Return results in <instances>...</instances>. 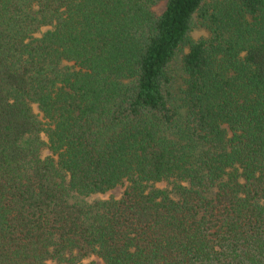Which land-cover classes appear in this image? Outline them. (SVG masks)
Instances as JSON below:
<instances>
[{
    "label": "trees",
    "instance_id": "16d2710c",
    "mask_svg": "<svg viewBox=\"0 0 264 264\" xmlns=\"http://www.w3.org/2000/svg\"><path fill=\"white\" fill-rule=\"evenodd\" d=\"M92 257L264 264V0H0V264Z\"/></svg>",
    "mask_w": 264,
    "mask_h": 264
},
{
    "label": "rangeland",
    "instance_id": "374dc122",
    "mask_svg": "<svg viewBox=\"0 0 264 264\" xmlns=\"http://www.w3.org/2000/svg\"><path fill=\"white\" fill-rule=\"evenodd\" d=\"M154 12L159 14L163 11V4H159L157 6H155L153 8ZM208 36V32L201 28V27H196L194 28V30L192 31L191 33V39L192 40H198L200 38H206ZM35 111H37L36 107H34ZM40 118H41V115L39 114ZM45 139V138H44ZM50 155V152L47 150V149H43L42 151V156H49ZM165 185V183H161V184H158L156 186L160 187V188H163ZM124 190V186H118L117 188L111 190V191H108V192H105V193H101V194H95V195H91L89 197H87V200L88 201H93V200H109V199H118L120 198L122 192ZM96 261L97 263H100V260H98L97 258L95 257H92L88 260H84V264L89 262V261Z\"/></svg>",
    "mask_w": 264,
    "mask_h": 264
}]
</instances>
